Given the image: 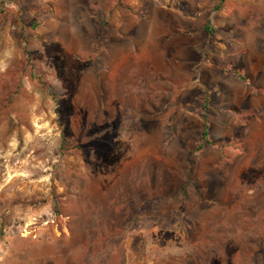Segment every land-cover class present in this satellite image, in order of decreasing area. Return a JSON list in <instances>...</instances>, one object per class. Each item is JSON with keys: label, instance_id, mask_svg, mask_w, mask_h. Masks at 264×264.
Masks as SVG:
<instances>
[{"label": "rangeland", "instance_id": "rangeland-1", "mask_svg": "<svg viewBox=\"0 0 264 264\" xmlns=\"http://www.w3.org/2000/svg\"><path fill=\"white\" fill-rule=\"evenodd\" d=\"M218 1L0 0V264H264V0Z\"/></svg>", "mask_w": 264, "mask_h": 264}, {"label": "crops", "instance_id": "crops-1", "mask_svg": "<svg viewBox=\"0 0 264 264\" xmlns=\"http://www.w3.org/2000/svg\"><path fill=\"white\" fill-rule=\"evenodd\" d=\"M113 27L114 28L112 30H114L117 33L118 32L117 27H115V26H113ZM204 30H205V28H204ZM213 35H209V36L212 37ZM231 57H232V55H230V53H227L226 55H224L223 62L225 60V61H227V63L224 64L221 61V63L218 64V67H220L221 71H224V72H233L235 75H237L241 80H243L248 85L251 84V83L254 84V83H256V82L259 81L258 78H256V74H254L255 72L253 71V69H251V67H250L249 64H247L243 59H242V62L240 63L239 60H237V61L235 59L232 60ZM213 62L215 63V61H213ZM212 85H214V86L217 87V84H215V83L212 84ZM217 89H218V87H217ZM262 92H264V85L263 84H262ZM209 98H212V97L207 92V94L205 96V101L208 102V99ZM204 109L205 110H208L209 107L205 106ZM207 114H208V112H206L204 114V116H207ZM204 116H203V119H204ZM207 125H208V129H209L208 116H207ZM205 128H206V122L204 120V128H203V131H204ZM27 255H28V259H27V262H24V264H42V261H43L42 254H37V253H33V252H27Z\"/></svg>", "mask_w": 264, "mask_h": 264}, {"label": "trees", "instance_id": "trees-1", "mask_svg": "<svg viewBox=\"0 0 264 264\" xmlns=\"http://www.w3.org/2000/svg\"><path fill=\"white\" fill-rule=\"evenodd\" d=\"M224 1H225V0H219V1H218V4H217L216 7H215V11H219V10L221 9V7H222ZM205 31H206L209 35H213V30L211 29V27H209V25L205 27ZM51 95L53 96L54 94H51ZM204 120H205V122H206V128L204 129V131H203V133H202V141H206L207 143H210V144H211V143H212V140H210V139L208 138L207 116H204ZM201 147H202V144L200 145V148H201Z\"/></svg>", "mask_w": 264, "mask_h": 264}, {"label": "built area", "instance_id": "built-area-1", "mask_svg": "<svg viewBox=\"0 0 264 264\" xmlns=\"http://www.w3.org/2000/svg\"><path fill=\"white\" fill-rule=\"evenodd\" d=\"M25 230H24V228H21V232H24ZM21 234H23V233H21ZM24 235V234H23Z\"/></svg>", "mask_w": 264, "mask_h": 264}]
</instances>
